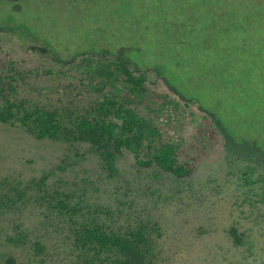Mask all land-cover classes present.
Here are the masks:
<instances>
[{"label":"trees","instance_id":"16d2710c","mask_svg":"<svg viewBox=\"0 0 264 264\" xmlns=\"http://www.w3.org/2000/svg\"><path fill=\"white\" fill-rule=\"evenodd\" d=\"M101 2L107 4L105 14L78 9L86 15L84 26L67 41L20 17L18 1L8 18H0V32L17 36L56 65L74 64L85 77L83 85L96 91L84 103L88 96L75 103H63L59 96L53 104L15 97L14 81L21 73L7 68L0 73V123L18 124L37 139L87 146L112 180L120 176L117 160L124 150L153 176L184 177L190 169L178 161L175 146L163 142L157 129L129 106L145 95V73L151 71L212 118L224 135L226 154L244 164L239 182L249 186L247 192L258 189L254 194L264 201V0ZM45 179L34 182L41 188ZM50 189L45 187L41 198L46 217L55 218L53 233L60 246H51L47 229L30 242L22 230L6 234L2 246L24 249L26 261L35 264L158 263L156 225L132 208L125 210L122 200L113 208L90 201L78 188ZM14 190L11 186L2 195L5 201H13L8 193ZM26 190L16 189L13 195L21 198ZM248 199L244 194L242 202ZM4 205L0 202L1 214ZM227 234L246 253L232 264H264V244L257 250L249 231L231 225ZM61 246L65 250L55 263L54 251ZM24 258L3 252L0 264H20Z\"/></svg>","mask_w":264,"mask_h":264},{"label":"rangeland","instance_id":"374dc122","mask_svg":"<svg viewBox=\"0 0 264 264\" xmlns=\"http://www.w3.org/2000/svg\"><path fill=\"white\" fill-rule=\"evenodd\" d=\"M16 1L21 3L20 17H28L36 28L62 41L84 26L80 24L86 15L79 10L87 7L93 15H101L107 5L102 0L88 6L72 0H0V18L13 13ZM87 39L91 42L90 35ZM7 68L21 73L14 81L15 97L30 96L53 104L59 96L63 103L88 96L84 103L96 94L83 85L85 77L74 64L56 65L17 36L0 32V73H6ZM144 88L145 95L133 98L129 106L157 129L163 142L175 146L178 161L190 173L179 178L153 176V170L137 165L134 156L124 150L117 160L120 176L112 180L87 146L37 139L18 124L0 123V202H5L6 210L0 213V254L11 252L18 260L26 256L24 249L2 246L6 234L19 230L30 242L47 229L51 246H60V238L53 233L55 218L46 217V200L41 198L45 187L78 188L90 201L113 208L122 200L125 210L126 206L132 208L156 225L157 264H232L245 259L246 253L235 248L227 234L231 225L249 231L260 250L264 244V201L254 194L258 189L247 192L249 186L239 182L244 164L226 154L220 128L151 71L145 73ZM42 176H46V184L39 188L34 181ZM11 186L18 191L27 187L25 195L18 198L14 190L8 193L13 201H5L2 195ZM244 194L249 199L242 202ZM63 250L61 246L54 251L55 263ZM22 261L18 262L35 264L26 258Z\"/></svg>","mask_w":264,"mask_h":264}]
</instances>
